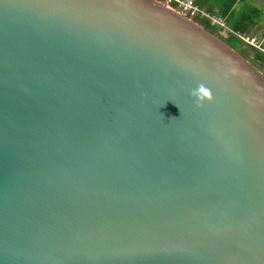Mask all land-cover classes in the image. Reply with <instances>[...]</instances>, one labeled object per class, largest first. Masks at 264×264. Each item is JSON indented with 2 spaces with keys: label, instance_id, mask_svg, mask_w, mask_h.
I'll return each mask as SVG.
<instances>
[{
  "label": "water",
  "instance_id": "water-1",
  "mask_svg": "<svg viewBox=\"0 0 264 264\" xmlns=\"http://www.w3.org/2000/svg\"><path fill=\"white\" fill-rule=\"evenodd\" d=\"M0 264H264V72L161 0H0Z\"/></svg>",
  "mask_w": 264,
  "mask_h": 264
},
{
  "label": "crops",
  "instance_id": "crops-1",
  "mask_svg": "<svg viewBox=\"0 0 264 264\" xmlns=\"http://www.w3.org/2000/svg\"><path fill=\"white\" fill-rule=\"evenodd\" d=\"M198 4L200 9L203 10H216L219 16L223 17L227 27L232 30H238L241 32H245L251 36H256L263 41L264 48V24L261 21H255V19L251 18L250 15L247 14L248 11H242L241 15L237 17L231 18L229 15L237 9L239 6L245 5L246 0H220L219 3H216L213 7L215 0H194ZM253 1L256 6H261L264 4V0H250ZM234 10L231 12V10ZM251 13H254V10H250Z\"/></svg>",
  "mask_w": 264,
  "mask_h": 264
},
{
  "label": "trees",
  "instance_id": "trees-1",
  "mask_svg": "<svg viewBox=\"0 0 264 264\" xmlns=\"http://www.w3.org/2000/svg\"><path fill=\"white\" fill-rule=\"evenodd\" d=\"M195 4L198 6L196 1ZM199 7V6H198ZM203 10V9H201ZM206 15L200 16L198 14L195 18L197 22L209 29L211 32L220 36L232 46L235 50L240 52L244 57L253 62L259 69L264 70V50L260 47L253 46L245 42L237 33L241 32L238 30H232L230 28H224L216 23H213L209 15H219L216 10H203ZM234 31H237L235 33Z\"/></svg>",
  "mask_w": 264,
  "mask_h": 264
},
{
  "label": "built area",
  "instance_id": "built-area-1",
  "mask_svg": "<svg viewBox=\"0 0 264 264\" xmlns=\"http://www.w3.org/2000/svg\"><path fill=\"white\" fill-rule=\"evenodd\" d=\"M162 2H165L167 5L172 6L179 12H181L183 15L195 19L198 14L200 16L206 15V12L201 10L194 2V0H161ZM212 22L216 23L224 28H227V24L223 17L219 15H209ZM245 42L248 44H251L256 47L263 48V41L256 37L251 36L247 33L239 32L237 33Z\"/></svg>",
  "mask_w": 264,
  "mask_h": 264
},
{
  "label": "rangeland",
  "instance_id": "rangeland-1",
  "mask_svg": "<svg viewBox=\"0 0 264 264\" xmlns=\"http://www.w3.org/2000/svg\"><path fill=\"white\" fill-rule=\"evenodd\" d=\"M220 0H215L213 7L215 6L216 3H219ZM246 4L243 6H239V9L237 11L233 9L231 12L234 10L235 12L231 13L229 15L230 19L237 17L238 15H241L242 11H248L247 14L251 16V18L255 19V21H261L264 24V4L261 6H256V4L253 1L246 0ZM250 10H254V13H251ZM231 29V28H230ZM262 70V69H261ZM264 72V70H262Z\"/></svg>",
  "mask_w": 264,
  "mask_h": 264
},
{
  "label": "clouds",
  "instance_id": "clouds-1",
  "mask_svg": "<svg viewBox=\"0 0 264 264\" xmlns=\"http://www.w3.org/2000/svg\"><path fill=\"white\" fill-rule=\"evenodd\" d=\"M235 33H237V31H234ZM243 33H245V32H243ZM202 90V89H201ZM195 94V93H194ZM205 94H207V93H205Z\"/></svg>",
  "mask_w": 264,
  "mask_h": 264
}]
</instances>
